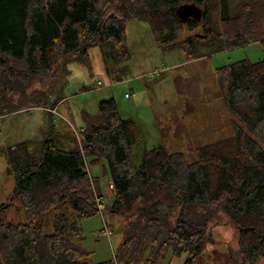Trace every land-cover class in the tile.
<instances>
[{"label": "trees", "instance_id": "1", "mask_svg": "<svg viewBox=\"0 0 264 264\" xmlns=\"http://www.w3.org/2000/svg\"><path fill=\"white\" fill-rule=\"evenodd\" d=\"M184 3L0 0V118L52 109L59 101L51 95L58 80L74 62L90 70L93 47L100 49L107 71L122 65L129 56V19L147 22L159 48L180 50L185 62L258 41L254 4L232 13L229 0H219L213 23L209 0ZM185 6L199 12L182 15ZM259 44L264 47V40ZM214 74L233 119V136L199 148L194 162L159 145L145 151L136 165L138 129L121 117L114 99L100 102L96 115L84 114L70 151L56 146L52 117L40 140L8 148V172L26 223L0 220V264H93L78 240L80 221L100 209V179L88 173L97 165L113 186L112 199L101 208L126 220L116 259L99 264H119L118 256L120 264H159L168 255L182 254L187 255L184 264H194L214 245L211 228L223 218L238 231V249L230 261L264 259V60H242ZM33 80L41 90H29ZM10 206L0 205V214ZM50 211H55L52 232L45 234L37 223Z\"/></svg>", "mask_w": 264, "mask_h": 264}, {"label": "rangeland", "instance_id": "2", "mask_svg": "<svg viewBox=\"0 0 264 264\" xmlns=\"http://www.w3.org/2000/svg\"><path fill=\"white\" fill-rule=\"evenodd\" d=\"M184 1L187 0H181V5ZM229 3L232 13L243 4L255 5L257 42L208 55L201 62H185L180 50L159 48L147 22L129 19L125 24V46L129 56L122 65L111 66L107 71L100 49L93 47L88 51L90 70L74 62L67 67L69 74L63 73L58 80L51 95L59 101L52 109L32 108L0 118V205L11 204L0 214V220L26 223L19 200L14 196V179L8 172L6 151L24 141L40 140L49 125V117L57 127L56 146L70 151L84 126V114L96 115L100 102L114 99L121 117L132 120L137 126L138 142L133 148L136 165L140 164L145 151L159 145L169 152H181L188 162H194L199 148L233 136V119L214 73L217 68L242 60H264V47L259 44L264 40V0H229ZM209 6L213 10L208 11L209 18L214 23L219 17V0H209ZM186 10L196 13L199 9L187 7ZM35 89L41 90L38 80L32 81L29 90ZM89 172L93 179H100L99 187L104 196L108 191V179L102 178V165L89 167ZM54 214L55 211L46 213L37 223L43 226L45 234L52 232ZM104 223L112 231L109 238L100 236ZM79 227L78 242L90 253L91 263L116 259L126 229L123 217L101 208L97 215L80 221ZM211 234L214 245H208L194 264H234L230 261V253L238 249L237 229L223 218L219 225L211 228ZM117 258L120 264V256ZM186 259V254L168 255L159 264H184ZM255 264H264V259Z\"/></svg>", "mask_w": 264, "mask_h": 264}, {"label": "built area", "instance_id": "3", "mask_svg": "<svg viewBox=\"0 0 264 264\" xmlns=\"http://www.w3.org/2000/svg\"><path fill=\"white\" fill-rule=\"evenodd\" d=\"M97 85L101 86L100 83H98ZM125 97L129 98V95H126ZM109 191H110V189L107 191V193L104 196L102 195V197L96 199L97 206H99L100 209H101L102 205H104L105 203L110 202V200L112 199L113 194L110 193L112 191H110V192ZM111 232L112 231L108 228L106 223H104L103 232L100 233V236H106L107 238H109L110 235H111Z\"/></svg>", "mask_w": 264, "mask_h": 264}, {"label": "crops", "instance_id": "4", "mask_svg": "<svg viewBox=\"0 0 264 264\" xmlns=\"http://www.w3.org/2000/svg\"><path fill=\"white\" fill-rule=\"evenodd\" d=\"M208 56V55H206ZM206 56L202 57V58H199L197 60H194L195 62H201L203 60V58H205ZM88 173L90 175V172H89V168H88ZM91 177V175H90ZM93 179V177H91ZM110 189V191H112V194H113V186H112V182L110 180H108V190Z\"/></svg>", "mask_w": 264, "mask_h": 264}, {"label": "water", "instance_id": "5", "mask_svg": "<svg viewBox=\"0 0 264 264\" xmlns=\"http://www.w3.org/2000/svg\"><path fill=\"white\" fill-rule=\"evenodd\" d=\"M186 7L193 8L194 6H185V7H183V9H185ZM183 9L180 10V14H182V15H185V14L190 15L191 14V12H189L188 10L186 12H183ZM197 12H199V10Z\"/></svg>", "mask_w": 264, "mask_h": 264}]
</instances>
